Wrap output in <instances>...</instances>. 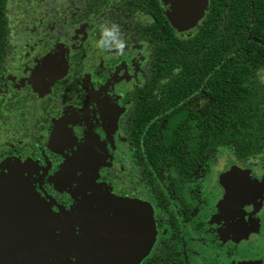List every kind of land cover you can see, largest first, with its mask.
<instances>
[{"label":"flooded vegetation","instance_id":"af4514ba","mask_svg":"<svg viewBox=\"0 0 264 264\" xmlns=\"http://www.w3.org/2000/svg\"><path fill=\"white\" fill-rule=\"evenodd\" d=\"M48 1L0 10V264H264V144L243 158L217 144L185 175L142 162L125 127L146 43L86 0ZM253 80L264 117V63ZM218 146L232 159L207 185Z\"/></svg>","mask_w":264,"mask_h":264},{"label":"trees","instance_id":"16d2710c","mask_svg":"<svg viewBox=\"0 0 264 264\" xmlns=\"http://www.w3.org/2000/svg\"><path fill=\"white\" fill-rule=\"evenodd\" d=\"M72 2L49 0L47 8L60 12ZM4 5L0 0V10ZM82 9L107 10L102 18L118 38H141L148 47L144 81L133 93L125 127L142 162L185 175L212 156L217 144L231 145L237 158L263 146L264 117L253 77L264 63V0H208L187 35L170 27L158 0H86ZM134 12L151 19L138 22ZM248 33L260 43L247 39ZM201 95L210 102L193 111L189 102Z\"/></svg>","mask_w":264,"mask_h":264},{"label":"water","instance_id":"95a60500","mask_svg":"<svg viewBox=\"0 0 264 264\" xmlns=\"http://www.w3.org/2000/svg\"><path fill=\"white\" fill-rule=\"evenodd\" d=\"M165 17L170 26L177 32L193 28L201 19L206 0H163ZM255 40L253 37H248Z\"/></svg>","mask_w":264,"mask_h":264},{"label":"rangeland","instance_id":"374dc122","mask_svg":"<svg viewBox=\"0 0 264 264\" xmlns=\"http://www.w3.org/2000/svg\"><path fill=\"white\" fill-rule=\"evenodd\" d=\"M35 2H32V5H35ZM209 99L206 96H199L193 100H191L189 102V106L191 107V109H193L194 111H197L201 108H204L206 105L209 104ZM232 159L231 156V149L230 147H221L218 146L215 150V162L211 165V169H210V175L208 176V180L207 182L203 181L198 182L197 180H191L190 181V185L188 186L189 189H192L194 187H200L201 184H203L204 182L209 185L211 183V180L213 182V178L214 175L220 171L228 162H230ZM253 159H260V162L262 163L264 160V150L263 152H261V154L254 156ZM147 243H145L146 245Z\"/></svg>","mask_w":264,"mask_h":264},{"label":"clouds","instance_id":"9594fccd","mask_svg":"<svg viewBox=\"0 0 264 264\" xmlns=\"http://www.w3.org/2000/svg\"><path fill=\"white\" fill-rule=\"evenodd\" d=\"M116 26L115 25H113V28H115ZM104 35H105V37H112L113 36V33H112V31L111 30H109V29H105V31H104ZM103 41H102V45H103ZM118 47H122V44H119L118 45Z\"/></svg>","mask_w":264,"mask_h":264}]
</instances>
